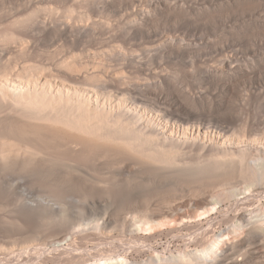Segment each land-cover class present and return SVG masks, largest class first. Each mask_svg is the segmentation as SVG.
<instances>
[{"label": "bare ground", "instance_id": "1", "mask_svg": "<svg viewBox=\"0 0 264 264\" xmlns=\"http://www.w3.org/2000/svg\"><path fill=\"white\" fill-rule=\"evenodd\" d=\"M18 2L0 0V264L264 259L263 5ZM223 15L213 38L173 28ZM182 229L185 250L127 258Z\"/></svg>", "mask_w": 264, "mask_h": 264}, {"label": "rangeland", "instance_id": "2", "mask_svg": "<svg viewBox=\"0 0 264 264\" xmlns=\"http://www.w3.org/2000/svg\"><path fill=\"white\" fill-rule=\"evenodd\" d=\"M14 1V2H13ZM17 2L19 0H16ZM23 0H20L19 2H21ZM182 1V0H181ZM184 1V0H183ZM214 1V2H213ZM222 0H199V4L198 6H206L208 9H210L209 7H212L213 4L214 5H217L221 2ZM254 2H256V0H252ZM259 1V2H258ZM15 2V0H12V3H17ZM18 2V3H19ZM219 2V3H218ZM257 2L262 6L264 7V0H262V2H260V0H257ZM256 2V3H257ZM11 3V2H10ZM217 3V4H216ZM14 5V4H13ZM200 6V7H201ZM209 6V7H208ZM218 6V5H217ZM219 7H221V4L219 5ZM214 7H212L213 9ZM215 8H217L215 6ZM224 17H219L218 20H216L215 22H211V25L210 23L207 24L206 23H203L205 26H203L202 24L200 25H187V23L185 24H182V23H179L178 25L174 26L173 28L174 29H177L178 33L180 34V36H186V35H189L190 33H195L197 35V39L196 40H200L202 37H206L207 35H211L212 38L214 37V34L213 33H216L218 34V32H220V29L222 30L221 32L222 33H219V34H223V32L225 33V31L227 30V25L229 24H235L238 20L236 19L235 16H230V15H223ZM229 16V17H228ZM231 19V20H230ZM167 21V20H165ZM164 21V22H165ZM187 25V26H186ZM214 25V26H212ZM208 26V27H207ZM210 26V27H209ZM217 26V27H216ZM223 27H226V30L223 29ZM216 31L214 32L213 29ZM218 30V31H217ZM213 34V35H212ZM226 34V33H225ZM210 35L208 37H210ZM187 37V36H186ZM189 37V36H188ZM263 37V36H262ZM263 40H264V37H263ZM263 47V46H262ZM262 47L260 48L259 47V50L264 52ZM240 55L244 56V52L241 53ZM213 64L215 63V59L214 58H211L209 54H205V56L202 58V62L198 63V64ZM164 66H166L165 62H164ZM262 74L261 76L258 78V84L259 85H264V69H260ZM196 85L199 86V87H207L206 84L200 82L199 80H196L195 81ZM207 91H208V96L213 97V94H215V91L214 89H211V91H209L208 87H207ZM211 92V93H210ZM219 93V92H218ZM260 105L261 107L264 109V99H262L260 101ZM216 108V107H215ZM217 109V108H216ZM214 113V112H212ZM211 113V114H212ZM217 115H223L221 112H219ZM205 125L209 124V125H212V121L209 120L208 121H205ZM220 217V216H219ZM188 233V234H187ZM190 232H188L187 230L185 229H182V231H178L174 236L173 235H167L166 233H162L160 235L158 234H155L154 235V238L152 237L153 235H150V233L148 232H144V234L142 233L141 235L144 236V235H148L149 238H151V240H149V246L147 247V249H144L143 251L141 252H135V251H132V253L128 254L127 255V258L131 259V258H135V259H138V260H141V259H144L146 258L148 255H150L154 250L161 253V254H168L169 251L170 252H177V251H183L186 249L187 247V240L188 237H189V234ZM179 235V237H178ZM181 235V236H180ZM188 235V237L186 236ZM177 237V238H176ZM185 240V241H184ZM116 242L118 243V240L116 239ZM186 244V245H185ZM192 247H195L194 244H190V248ZM150 248L152 250H150ZM185 248V249H184ZM79 251V250H82L84 252H88L92 257L93 256H96L97 257V254L99 255L97 249L95 248L94 244H89L87 248H84V249H76V251ZM86 250V251H85ZM77 251V252H78ZM82 253L81 251H79L78 253H82V255H85V254H88V253ZM15 261V262H14ZM14 264L16 263V260H13ZM17 264V263H16ZM248 264H264V259H261V258H258V259H255L253 260L252 262L248 263Z\"/></svg>", "mask_w": 264, "mask_h": 264}]
</instances>
